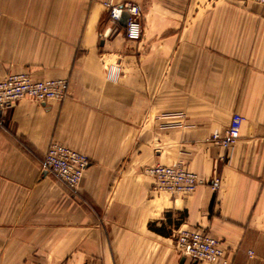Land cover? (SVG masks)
Returning a JSON list of instances; mask_svg holds the SVG:
<instances>
[{"label": "crops", "instance_id": "0c3cea01", "mask_svg": "<svg viewBox=\"0 0 264 264\" xmlns=\"http://www.w3.org/2000/svg\"><path fill=\"white\" fill-rule=\"evenodd\" d=\"M113 1L138 6L139 41L102 36L103 0H0V80L69 83L63 102L1 115L0 264H206L174 249L189 228L220 240L226 264H264V7ZM234 114L226 151L210 138ZM51 142L88 159L76 193L43 169ZM176 163L196 191L154 192L144 170Z\"/></svg>", "mask_w": 264, "mask_h": 264}, {"label": "built area", "instance_id": "2783aa9c", "mask_svg": "<svg viewBox=\"0 0 264 264\" xmlns=\"http://www.w3.org/2000/svg\"><path fill=\"white\" fill-rule=\"evenodd\" d=\"M245 3L264 7V0H245ZM103 6L110 27L102 36L108 37L113 27L118 24L123 14L128 15L127 23L121 28L126 40L139 41L141 38V20L138 6L132 2L115 3L103 0ZM1 19V13H0ZM67 80L33 81L27 74H10L0 80V119L1 115L12 110L22 99L37 103L50 101L63 102L68 97ZM242 117L234 114L220 138L214 133L210 141L220 145L226 151L232 149L239 139ZM42 166L45 172L53 175L70 192H75L89 166L87 157L56 142H51L43 157ZM144 174L153 180L152 190L167 195L191 196L201 184L196 174L188 171L182 163L172 165H154L144 170ZM221 183L219 177L213 178L209 185L217 191ZM173 246L178 256L193 262L206 264H226V252L223 243L201 228L180 229L173 235Z\"/></svg>", "mask_w": 264, "mask_h": 264}, {"label": "trees", "instance_id": "16d2710c", "mask_svg": "<svg viewBox=\"0 0 264 264\" xmlns=\"http://www.w3.org/2000/svg\"><path fill=\"white\" fill-rule=\"evenodd\" d=\"M119 29H121V28H119ZM175 215H177L178 218H177V221H175L174 226L175 227H178L184 221V219H185V213L184 212L175 213ZM171 216H172V213L166 214V217L167 218H170ZM149 229L154 230V231H159V230H157L155 228V225L154 224H149ZM159 232L162 233V234H166L163 231H159Z\"/></svg>", "mask_w": 264, "mask_h": 264}, {"label": "rangeland", "instance_id": "374dc122", "mask_svg": "<svg viewBox=\"0 0 264 264\" xmlns=\"http://www.w3.org/2000/svg\"><path fill=\"white\" fill-rule=\"evenodd\" d=\"M244 2H245V0H244ZM136 4V3H135ZM251 5V4H250ZM105 14H106V12H105ZM106 20H107V16H106ZM140 20H141V13H140ZM108 23V22H107ZM109 24V23H108ZM113 29V31L111 32V34H122L123 36H124V34H123V31H122V29H117V28H115L114 29V27L112 28ZM141 31H142V26H141ZM125 38V37H124ZM77 192V190L75 191V192H71V193H76Z\"/></svg>", "mask_w": 264, "mask_h": 264}, {"label": "water", "instance_id": "95a60500", "mask_svg": "<svg viewBox=\"0 0 264 264\" xmlns=\"http://www.w3.org/2000/svg\"><path fill=\"white\" fill-rule=\"evenodd\" d=\"M127 19H128V15L127 14H123L118 22L119 26L121 28H124L126 26L127 23ZM183 260V259H182Z\"/></svg>", "mask_w": 264, "mask_h": 264}]
</instances>
